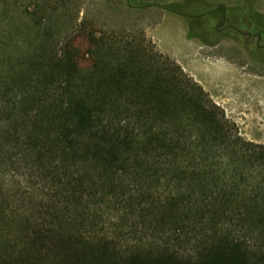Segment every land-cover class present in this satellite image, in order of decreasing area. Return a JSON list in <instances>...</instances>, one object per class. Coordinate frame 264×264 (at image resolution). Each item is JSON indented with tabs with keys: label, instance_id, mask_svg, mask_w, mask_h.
Listing matches in <instances>:
<instances>
[{
	"label": "trees",
	"instance_id": "1",
	"mask_svg": "<svg viewBox=\"0 0 264 264\" xmlns=\"http://www.w3.org/2000/svg\"><path fill=\"white\" fill-rule=\"evenodd\" d=\"M76 1L0 0V264H264V144L142 30L63 33ZM256 2L163 8L264 43Z\"/></svg>",
	"mask_w": 264,
	"mask_h": 264
},
{
	"label": "rangeland",
	"instance_id": "2",
	"mask_svg": "<svg viewBox=\"0 0 264 264\" xmlns=\"http://www.w3.org/2000/svg\"><path fill=\"white\" fill-rule=\"evenodd\" d=\"M137 8L125 0H77L63 11L77 19L60 26L63 33L87 18L99 29L142 30L158 51L173 58L220 106L225 116L239 128L247 140L264 144V61L248 55L246 49L209 26L217 25L214 17L199 18L194 25L203 32L206 42L189 38V25L180 15L163 7L182 0H140ZM139 1V2H140ZM211 4L240 5L243 0H206ZM254 9L264 15V0H257ZM6 14L17 16L18 11L6 9ZM11 26L31 27L30 20ZM217 41L215 45L211 42Z\"/></svg>",
	"mask_w": 264,
	"mask_h": 264
},
{
	"label": "flooded vegetation",
	"instance_id": "3",
	"mask_svg": "<svg viewBox=\"0 0 264 264\" xmlns=\"http://www.w3.org/2000/svg\"><path fill=\"white\" fill-rule=\"evenodd\" d=\"M215 29L226 38H230L246 49L248 55L259 56L264 61V43L260 42V36L248 31H240L232 26L216 25ZM231 30L233 31L231 33Z\"/></svg>",
	"mask_w": 264,
	"mask_h": 264
}]
</instances>
